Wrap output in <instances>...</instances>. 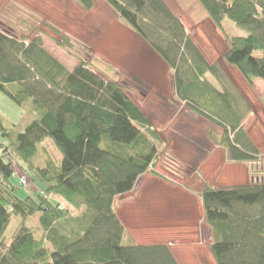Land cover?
<instances>
[{
  "label": "trees",
  "instance_id": "1",
  "mask_svg": "<svg viewBox=\"0 0 264 264\" xmlns=\"http://www.w3.org/2000/svg\"><path fill=\"white\" fill-rule=\"evenodd\" d=\"M75 1L93 7V0ZM104 1L166 64L176 98L222 130L208 135L227 160L257 161L260 153L241 126L249 108L165 0ZM197 1L227 43L225 63L249 85L264 81V0ZM226 19L247 34L227 33ZM19 21L30 34L0 28V90L26 111L14 132L0 127L9 140L0 143V264H180L167 243L131 239L114 207L145 173L165 178L153 169L162 143L151 122L109 73L82 57L67 68L44 47L40 29ZM43 25L73 52L70 36ZM46 137L62 154L59 164L42 162L38 146ZM12 160L23 162L37 186L33 195H18ZM262 178L204 183L198 192L214 264H264Z\"/></svg>",
  "mask_w": 264,
  "mask_h": 264
},
{
  "label": "rangeland",
  "instance_id": "2",
  "mask_svg": "<svg viewBox=\"0 0 264 264\" xmlns=\"http://www.w3.org/2000/svg\"><path fill=\"white\" fill-rule=\"evenodd\" d=\"M165 2L189 28V35L197 40L196 45L205 59L207 58L209 63H218L249 108L241 126L256 145L260 157L255 162H230L227 160L226 150L214 143L219 150H215V156L210 163V173L218 167L221 174H213L212 180L205 179L204 175L202 177L200 169L196 170L197 165L194 164H198L203 159L202 154L211 150L212 143L208 141V138L211 139L208 132L215 130L221 133L222 130L216 125L203 123L202 117L197 116L199 114L178 101L174 94L171 71L165 68L158 56L135 34L126 36L119 32L116 22L123 25L126 30L130 28L119 20L117 15H103L100 9L85 14L75 0H0V28L28 35L29 30L25 29L26 26L19 21V18L26 20L43 32L44 47L67 68L70 69L77 64L76 57H82L98 65L101 70L106 71L118 83L124 85L128 96L139 105L138 107L151 122V129L161 140L162 144L157 148V160L153 169L159 166L164 173L162 174L164 179L168 182L186 185L188 182L191 189H194L203 184L202 179L214 184L221 183L220 186L230 181L227 178L231 180L234 178V182L247 180V183L262 180L264 176V108L262 104L264 81L255 79L253 84L249 85L234 67L225 63L222 56L227 49V43L221 35L215 36V29L208 25L209 21L205 20L207 15L197 0H165ZM45 21L57 27L61 34L70 36L76 43L72 53L56 44L55 39L58 40L61 37L45 28L43 25ZM225 27L230 35L247 34L245 29L228 19L225 20ZM131 32L133 33L132 30ZM210 80L213 81L211 78ZM21 121H26L25 109L0 90V127L2 126L8 132H14ZM8 142V138L3 137L0 130V143ZM38 148L43 163L48 158L60 163L62 154L51 138L46 137ZM12 161L15 176L11 180L17 186L18 195L23 196L26 192L33 195L37 186L25 171L23 162ZM210 173L206 174L209 178L212 176ZM20 178H25V183H20ZM185 201L179 194L172 197V200L165 205H157L160 208H156L158 213L151 214L148 232L160 229L162 220L165 219L171 220L170 223L173 226L174 220L178 219L179 215H185L186 211L183 207L185 203L191 208V212L187 214L188 219L196 221L194 230L201 231L197 227L200 218L196 200L192 199L189 202L187 198ZM63 204L64 207H69ZM117 208V212L121 214L119 204ZM125 209L130 216V210ZM125 209H122L123 213ZM134 223L135 228L138 229L135 220ZM9 228L8 234L11 233V224ZM126 232L130 236V231L126 229ZM205 235L207 237L208 233L205 232ZM184 239H181L182 243L178 244L177 248L182 264H214L207 255L208 241L204 242L200 237L195 236Z\"/></svg>",
  "mask_w": 264,
  "mask_h": 264
},
{
  "label": "crops",
  "instance_id": "3",
  "mask_svg": "<svg viewBox=\"0 0 264 264\" xmlns=\"http://www.w3.org/2000/svg\"><path fill=\"white\" fill-rule=\"evenodd\" d=\"M81 9H82L81 11H83V13H85V14L96 12L97 10L100 9L101 10L100 13L103 14V15H105V14L116 15L111 10V8L109 6H107V4H106V2L104 0H93V7L89 11L83 9L82 7H81ZM205 20L209 21V22H207V23H209L208 25H211L212 27H214V29H215L214 32L216 33L215 36L216 35H221V37L224 39L223 35L219 34L220 32H218L216 27L213 26L212 22L210 21V19L207 16H205ZM114 22H116V20H114ZM116 23H117L116 24L117 25V29H120L119 32H122L126 36H130L132 34H135L134 32L132 33L131 30L128 29V28L127 29L130 32L128 30H126V28H124V26L121 25L120 23H118V22H116ZM185 28H186V30L188 32L189 28L186 27V26H185ZM190 28H191V26H190ZM199 30L202 31L200 28H199ZM202 33H203V31H202ZM135 35L137 37H139L137 34H135ZM193 39L195 40V44H196L197 40L195 38H193ZM158 58L161 60V63L165 66V68L168 69V67L162 61V59L160 57H158ZM207 61H208V59H207ZM72 68H70V69H72ZM136 105L139 106L138 104H136ZM197 116L199 117L200 115H197ZM199 118H201V116ZM201 120L205 124L215 125V124H213L212 122H210L209 120H207V119H205L203 117L201 118ZM208 139H209L208 141H210L212 143L211 144L212 147L210 148L211 150L209 149L210 152L202 154L201 157H203V159L201 161H199L198 164H194V165H197V168H195L196 170L200 169V173L202 174V175L201 174L200 175L202 177L204 175L205 179H211L212 180L213 179L212 178L213 174L214 175L216 173L218 175L221 174L218 171V167L212 173H210V171H211L210 163L212 162V159L215 156V152L217 150H219V147H217L214 144L213 140H211L210 138H208ZM154 170L156 172L161 173V174L164 175V173L159 168V166H156V168ZM208 172L212 175L211 178H209V176L206 175ZM227 180H230V181H227L225 183V185H222V186H231V185H236V184H245V183L248 182L247 180H245V181L244 180H240L238 182H234V178H232V180L227 178ZM201 182H203V184H201V186L194 187V189L193 188L191 189V187L189 186L190 184L188 182H186L187 185L186 184H180V183L179 184L178 183H173L172 184V183L168 182L167 180L159 178V177H157V176H155V175H153L151 173H145L138 180V182L136 183V185H135V187H134V189L132 191H130L128 193H125L123 195L117 196L115 198L114 207H115L116 212H117V209H118L117 206L119 204V206H120L119 209H121L119 212L121 214H119L118 212L117 213L119 214V217H120L121 221L123 222L125 228L130 231L131 239H133L137 243H161V242L167 243L171 247L172 251L174 252L178 262L180 264H182L181 263V258L177 254L178 253L177 248L179 246L178 244L182 243V242H180L181 239L185 240L184 238L189 239V238L194 237V236L195 237H200V239L203 240L204 242L208 241L206 245H208L210 240H211V230L203 222V218H202L203 217V212H202V207H201V203H200V200H199L200 198H199L198 192L201 190V188L204 185V183L209 182L210 185L215 186V187H220L221 183L214 184L213 182L211 183L210 181L206 182L204 179H202ZM218 182H221V181H218ZM194 190H195V192L193 193ZM177 193H179V194H181L183 196V201L184 202H186L185 200L187 198L189 199V202L192 199H194V201L196 200V202H197L196 205H197L199 218H200L197 227L199 228V230L201 229V231L198 232V231L194 230L195 226H196V224H195L196 221H190L188 219V215L187 214L189 212H191L190 211L191 208H190L189 205H187V203H185V205H183L184 210L186 211V212H184L185 215L184 216L183 215H181V216L179 215V218L174 220L173 226L170 223L171 220H169V219L166 220L165 219V220H162L163 222L161 223V228L160 229H158L157 231H154V232L153 231L148 232L150 230L149 222H150L151 214L153 215V212L154 213L155 212L158 213V209H156V208H158V207L160 208V206H157V205H162V204L165 205V203H168V202H170L172 200V197L179 196V194H177ZM55 198L57 200H59L58 197L55 196ZM192 204H195V203H192ZM125 208H128L130 210L132 216L128 215V213H127ZM122 209H125L124 213H123ZM133 218H134L135 222H137L136 226L139 227L138 229L135 228V226H134L135 223H134V220L132 221ZM205 232L208 233L207 237L205 235ZM184 243H185V241H184ZM207 251H208V249H207ZM207 255L214 262V260H213L212 256L210 255L209 251H208Z\"/></svg>",
  "mask_w": 264,
  "mask_h": 264
},
{
  "label": "built area",
  "instance_id": "4",
  "mask_svg": "<svg viewBox=\"0 0 264 264\" xmlns=\"http://www.w3.org/2000/svg\"><path fill=\"white\" fill-rule=\"evenodd\" d=\"M20 181H21L22 183H24V182H25L24 178H20Z\"/></svg>",
  "mask_w": 264,
  "mask_h": 264
}]
</instances>
